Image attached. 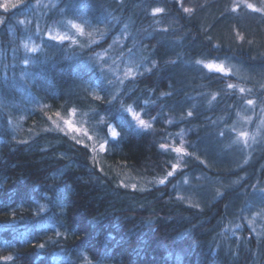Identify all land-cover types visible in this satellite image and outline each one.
I'll use <instances>...</instances> for the list:
<instances>
[{"label": "trees", "instance_id": "obj_1", "mask_svg": "<svg viewBox=\"0 0 264 264\" xmlns=\"http://www.w3.org/2000/svg\"><path fill=\"white\" fill-rule=\"evenodd\" d=\"M6 1L0 264H264V227L247 225L264 212V141L247 156L230 128L264 99V13L233 0H59L42 14Z\"/></svg>", "mask_w": 264, "mask_h": 264}, {"label": "rangeland", "instance_id": "obj_2", "mask_svg": "<svg viewBox=\"0 0 264 264\" xmlns=\"http://www.w3.org/2000/svg\"><path fill=\"white\" fill-rule=\"evenodd\" d=\"M9 1L10 0H7L6 3ZM177 1L181 3L183 0ZM58 2L59 0H36L35 2H33L34 4L31 5L34 6L36 11L38 10L39 13L42 14L47 13L49 9L58 4ZM233 2V5L235 7L239 5V7H245L252 10L260 9L259 13H264V0H233ZM248 5H252L254 7H248ZM49 35L62 38L61 35H59V33L55 30H51ZM63 38H65V36H63ZM213 62L217 64H223L226 69L225 74L232 72L240 75L238 68L226 60H211L206 62V66L208 63ZM262 101L263 102L255 103L253 100L252 104L245 105V107L240 110L230 127L234 131L233 143H236L239 147H241L242 151L245 152L247 156L252 151V147L255 145L256 141L261 139L264 141V99ZM139 118L142 119L140 116ZM67 124L70 127H72L73 125L70 120L67 121ZM242 132L247 133V135L241 136ZM247 220V225L249 229L259 231L261 228L264 227V212L260 213L259 216L255 214L250 218L248 217Z\"/></svg>", "mask_w": 264, "mask_h": 264}, {"label": "snow or ice", "instance_id": "obj_3", "mask_svg": "<svg viewBox=\"0 0 264 264\" xmlns=\"http://www.w3.org/2000/svg\"><path fill=\"white\" fill-rule=\"evenodd\" d=\"M19 2H20V0H19ZM16 6H17L16 4H13V5H12V7H16ZM5 7H7V5H5ZM237 7H239V5H237ZM248 7H254V6H252V5H248ZM254 10L259 11L260 9H254ZM154 11H155L156 13H159V12H162L163 9H162V8H156V9H154ZM185 11H191V9H185ZM58 39H59V37H58ZM24 63L27 64L28 61L25 60ZM207 68H208V69L215 70V71H218V72H220V73H225V72H226V69H225V67H224L223 64H217V63H214V62H213V63H208V64H207ZM229 87H233V85H229ZM240 91H241V92H244L245 89H244V88H240ZM248 103H249V104H252L253 101H252V100H249ZM128 111H129V112H132L131 109H128ZM188 115L191 117V116L193 115V113H192V112H189ZM132 117H133V119H134L136 122H138V126L142 127L144 130H147L148 128L151 127V125H149V124L146 122V120H144V119H140V118H139V115H138L137 113L132 112ZM109 132H110V135H111L112 138H118V137L121 135L119 129H117V128L114 127V126H110V127H109ZM246 135H247V133H243V132L241 133V136H246ZM106 145H107V141L105 142V145H102L101 147H102V148H106ZM161 147L167 149V148L170 147V146H169V145H161ZM175 152H177V153H185V152H186V149L183 148V147H176V148H175ZM174 167H175V168H179V165L177 164V165H175ZM172 174H173L172 172H169V173H168L169 176H171ZM160 183H164V181H160ZM40 246L43 247V244H41Z\"/></svg>", "mask_w": 264, "mask_h": 264}]
</instances>
